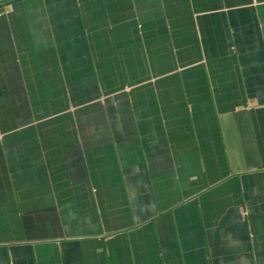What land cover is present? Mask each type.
Listing matches in <instances>:
<instances>
[{
    "label": "crops",
    "instance_id": "crops-1",
    "mask_svg": "<svg viewBox=\"0 0 264 264\" xmlns=\"http://www.w3.org/2000/svg\"><path fill=\"white\" fill-rule=\"evenodd\" d=\"M0 10V264H264V0Z\"/></svg>",
    "mask_w": 264,
    "mask_h": 264
},
{
    "label": "built area",
    "instance_id": "built-area-1",
    "mask_svg": "<svg viewBox=\"0 0 264 264\" xmlns=\"http://www.w3.org/2000/svg\"><path fill=\"white\" fill-rule=\"evenodd\" d=\"M1 14H2V12H1V10H0V16H1Z\"/></svg>",
    "mask_w": 264,
    "mask_h": 264
}]
</instances>
